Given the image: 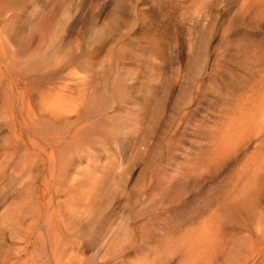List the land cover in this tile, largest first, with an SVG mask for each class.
I'll list each match as a JSON object with an SVG mask.
<instances>
[{
  "label": "rangeland",
  "instance_id": "374dc122",
  "mask_svg": "<svg viewBox=\"0 0 264 264\" xmlns=\"http://www.w3.org/2000/svg\"><path fill=\"white\" fill-rule=\"evenodd\" d=\"M0 264H264V0H0Z\"/></svg>",
  "mask_w": 264,
  "mask_h": 264
}]
</instances>
